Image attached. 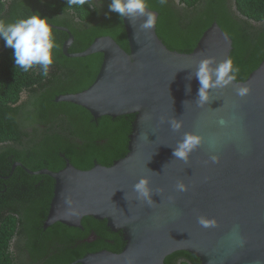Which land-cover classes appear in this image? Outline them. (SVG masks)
Returning <instances> with one entry per match:
<instances>
[{
    "label": "water",
    "instance_id": "water-1",
    "mask_svg": "<svg viewBox=\"0 0 264 264\" xmlns=\"http://www.w3.org/2000/svg\"><path fill=\"white\" fill-rule=\"evenodd\" d=\"M150 10L158 21L159 13ZM123 19L130 51L105 35L86 50L70 53V33L66 55L102 53L104 61L90 87L56 101L82 106L95 119L135 115L128 153L110 166L96 163L83 170L67 159L60 171H29L55 180L44 229L58 222L82 228L83 218L90 216L124 233L122 252L101 250L72 264H166L179 251L202 264H264V59L246 80L209 89L208 102L198 106L195 72L200 60L214 57L218 64L233 50V40L220 24L214 21L196 48L182 53L168 48L157 23L145 30L140 27L144 17L132 23ZM243 84L251 91L239 97L236 89ZM176 118L183 121L179 131L169 124ZM186 132L203 137L187 163L172 155ZM213 154L218 162L210 160ZM142 176L149 177L152 206L133 190ZM178 182L188 190L178 192ZM199 216L214 217L218 224L203 228Z\"/></svg>",
    "mask_w": 264,
    "mask_h": 264
},
{
    "label": "trees",
    "instance_id": "trees-1",
    "mask_svg": "<svg viewBox=\"0 0 264 264\" xmlns=\"http://www.w3.org/2000/svg\"><path fill=\"white\" fill-rule=\"evenodd\" d=\"M40 1L0 0V21L15 22ZM45 1L46 7L37 11L48 16L51 24H64L71 29L75 36L71 53L86 50L97 37L105 35L113 37L130 51L124 19L109 11L111 0H105L104 7L98 6L95 0L71 7L67 0ZM148 3L150 9L159 13L157 33L171 50L192 52L203 33L217 21L233 40L231 57L241 69V79L237 81L246 80L264 59V0H166L165 4L160 0H148ZM58 9L65 14L56 13ZM72 12L77 13L83 25L73 23ZM102 15L105 18H101ZM53 34L58 45L54 50V60H60L67 37L63 30L54 27ZM98 56L103 54L74 57L73 61L82 64L90 57ZM40 70L39 66H34L24 72L16 67L13 49L5 47L0 39V143H12L0 147V170L10 173L13 162L20 161L32 171L46 168L60 171L65 168L67 159L77 168L88 170L96 163L110 166L125 157L136 116L95 119L82 106L57 102L59 95L81 92L90 87L95 81L94 78L89 79L92 72L84 73L78 69L71 74V84L40 90L42 84L35 87L44 80V75L38 73ZM24 90L34 93L31 106L18 105ZM20 171L23 180L34 187L31 191L33 202L24 212L29 219L27 236L32 255L41 241L47 240L60 243L62 247L60 258L50 259L47 264H72L89 253L101 250L123 251L126 245L124 233L113 231L107 220L87 216L82 220V228L58 222L45 230L44 221L54 196L55 180L49 175H32L26 169ZM42 182L43 187L35 189V185ZM14 230V222H0V264L14 262L9 244ZM92 234L95 239H90ZM179 252L185 255L183 263L202 264L191 253ZM165 263L176 264L170 256Z\"/></svg>",
    "mask_w": 264,
    "mask_h": 264
},
{
    "label": "clouds",
    "instance_id": "clouds-1",
    "mask_svg": "<svg viewBox=\"0 0 264 264\" xmlns=\"http://www.w3.org/2000/svg\"><path fill=\"white\" fill-rule=\"evenodd\" d=\"M88 0H67L69 7L72 5H84ZM165 4L166 0H160ZM109 11L117 13L120 17H128L131 23L137 17H144V22L140 25L142 29H152L157 23L155 12L150 10L148 0H111ZM0 39L4 41L5 47L13 49L15 66L28 72L34 66L42 69V75H47L49 67L54 63V50L58 48L53 34V27L50 18L42 15L39 11L27 17L20 18L15 22L5 23L0 21ZM240 67L234 63L231 56L216 63L214 57H205L200 60L195 76L200 87L197 93V105L203 106L209 100V89L224 88L234 81L241 79ZM190 86L187 91H190ZM251 91L250 86L243 84L236 89V95L244 97ZM219 123L224 125L226 121L220 119ZM173 131H179L183 126V121L173 119L169 121ZM203 142V137L198 133L186 132L183 139L173 149L172 155L179 160L188 162L190 154ZM212 162H218L216 154L210 156ZM149 177L142 176L134 185L133 190L138 200L144 201L148 206H152V190L149 187ZM178 192H186L188 186L183 182L176 184ZM159 194V192H157ZM171 199V197L169 198ZM197 222L203 228H215L218 224L216 218L199 216Z\"/></svg>",
    "mask_w": 264,
    "mask_h": 264
},
{
    "label": "flooded vegetation",
    "instance_id": "flooded-vegetation-1",
    "mask_svg": "<svg viewBox=\"0 0 264 264\" xmlns=\"http://www.w3.org/2000/svg\"><path fill=\"white\" fill-rule=\"evenodd\" d=\"M105 0H95V3L98 6L104 7ZM47 5L45 0L40 1L37 5H34L30 8V11L25 12L22 18L29 16L30 14L37 12L38 10H42ZM183 6L185 4H182ZM105 12V10L103 11ZM102 12V13H103ZM59 15L65 14L63 10L58 9L57 12ZM73 13V23L77 26L83 25L82 19L77 15V13ZM101 18H105L102 15ZM51 24V23H50ZM55 25V24H52ZM59 27H64L68 29L70 32L63 30L64 34L66 35L65 42L70 38V33L74 36L71 29L66 25H55ZM64 42V44H65ZM75 42V36H74ZM74 42L70 46V49L74 45ZM64 44H63V53H64ZM69 49V52H70ZM71 53V52H70ZM65 55V56H64ZM63 57L60 60H54V63L49 67L48 74L44 75V80L40 82V84H36L35 87H42L40 90L51 88L56 89L62 85H69L72 83L71 77L72 73H76L79 69L84 73L87 71H91L92 74L90 75L89 79L96 80L103 61L104 55L98 57H90L89 61L79 64L80 62L73 61L74 57H70L64 53ZM65 58H68L66 60ZM42 75V70L38 72ZM85 81V78L84 80ZM95 82V81H94ZM40 85V86H39ZM34 98V93L32 90H24L21 93V99L18 103L20 106L30 105ZM12 144L9 142L0 143V147ZM15 164H22L20 161L13 162L12 171L6 172L0 170V222L5 221H12L15 223V230L10 240V251L12 252L13 257V264H47L50 259H59L60 255L62 254V247L60 243L49 242V240L41 241V243L34 249V255L31 254L30 249L31 245L29 242V238L27 236V230L29 228V219L25 216V210L28 211V208L33 202L31 191H33L34 187L29 183H26L22 176H21V169H26L20 165L15 167ZM27 171H32L31 169L27 168ZM42 170V169H40ZM32 171V172H37ZM32 175H44V174H32ZM43 187V182L36 184L35 189H40ZM45 236V234H43ZM96 236L92 234L90 239H95ZM183 254L180 252H175L170 257L173 258L176 264H185L183 263V259H185ZM183 257V258H182Z\"/></svg>",
    "mask_w": 264,
    "mask_h": 264
}]
</instances>
